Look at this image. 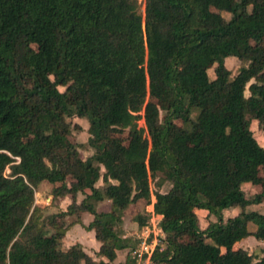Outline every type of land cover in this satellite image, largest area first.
Here are the masks:
<instances>
[{"label": "trees", "instance_id": "trees-1", "mask_svg": "<svg viewBox=\"0 0 264 264\" xmlns=\"http://www.w3.org/2000/svg\"><path fill=\"white\" fill-rule=\"evenodd\" d=\"M144 7L0 0V264H138L124 218L153 195L166 233L155 264H264L240 246L264 242L252 207L264 201V146L251 128L257 120L264 134V0ZM229 60L242 63L236 73ZM75 117L89 122L87 157ZM46 185L53 202L71 197L67 209L37 204ZM248 185L261 191L248 197ZM229 208L238 213L225 218ZM201 210L216 218L205 228ZM150 216L132 220L142 230ZM77 224L95 232L97 259L65 246Z\"/></svg>", "mask_w": 264, "mask_h": 264}, {"label": "rangeland", "instance_id": "rangeland-1", "mask_svg": "<svg viewBox=\"0 0 264 264\" xmlns=\"http://www.w3.org/2000/svg\"><path fill=\"white\" fill-rule=\"evenodd\" d=\"M144 7V1L145 0H140ZM227 66L232 70L233 73H236L238 71V69L242 66L241 62H234L233 60H229L227 62ZM209 72L211 74L212 77H214V69L213 68H209ZM62 90H64V88H61ZM246 94L249 95L250 92L249 90L246 91ZM141 114H144V111L141 112ZM74 123H78L82 128L80 130H76L75 131V135L73 137V139L79 143L84 144L85 146L82 147V154L84 157H87L88 155H90L93 152V149L88 145V139L90 137L89 134V122L87 119L84 118H79V117H75L74 118ZM139 125L140 126H145V119L142 118L139 120ZM251 128L254 132L255 137L257 138V140L259 141V143L264 146V134L262 131V128L260 126V123L257 120H253L252 124H251ZM262 174V172H261ZM103 184V181L100 180L98 182V186H101ZM153 186L155 187V184H153ZM171 187L170 183H166L165 185L162 186L161 190L162 191H167L169 188ZM51 186L46 185L42 191L38 192L36 194V202L39 205H42L43 207H47V212H53V211H57L59 209H67L68 205L71 203L72 199L70 196L64 198V199H60L57 200L55 202H53L52 200V196L50 195V191H51ZM260 187L256 186V185H248L245 187V192L246 195L248 197H254L257 193H259ZM82 198V196L80 197V199ZM53 204V205H52ZM148 204L146 203V201L143 202H139L137 204H134L131 206V208L127 211L126 214V219L127 221L131 220V217H135L138 213L139 210L141 209H145L148 208L147 206ZM253 208H255L256 210H260L261 212H264V201L253 205ZM206 211H199V218H200V222H201V226L203 228H205L209 222L211 221V219L209 218V216L206 215ZM234 211L231 212V214H233ZM227 216L229 215L228 213H226ZM213 219L215 220L216 218L213 216ZM69 220L71 221L72 218H69ZM84 222L86 224H88L89 220L88 217L84 218ZM80 229V228H79ZM72 234L75 238L73 239V241L75 242H83L87 248L90 247V243L88 242V238H89V233L86 232V229L84 227H81V233H74V228L71 230ZM70 231V233H71ZM78 234V235H77ZM250 239H245L242 240V242L240 243V246L244 247L245 249H247L250 253L254 254L256 257H263L264 256V242L261 240H258L257 238H255L254 236H250L248 237ZM69 242H71V240H64V244L65 246L69 244Z\"/></svg>", "mask_w": 264, "mask_h": 264}, {"label": "crops", "instance_id": "crops-1", "mask_svg": "<svg viewBox=\"0 0 264 264\" xmlns=\"http://www.w3.org/2000/svg\"><path fill=\"white\" fill-rule=\"evenodd\" d=\"M155 202H156V197H155V195H153L152 196V201H151V203L150 204H148L147 206H148V208H146V211L148 212V213H150L151 214V216H150V220H152V219H159V220H161L162 219V215H160V214H156L155 213V208H154V204H155ZM98 209L100 210V211H108L109 209H110V202H108V201H104V202H101L99 205H98ZM232 211H234V213L233 214H231V212ZM198 213H199V211H198ZM226 213H228L229 215L227 216V214ZM238 213V209L237 208H229V209H227V210H225V212H224V215H225V218H228V217H232V216H234L235 214H237ZM85 217H88V220H89V222H88V224L91 222V220L93 219V215L92 214H90V213H85L84 215H83V223L85 224V225H88V224H86L84 221V218ZM212 220H213V216L212 217H210ZM133 218L131 217V220L130 221H127V219H126V217L124 218V226H125V228L126 229H131L132 230V234L133 235H136L137 233H139L140 231H142L141 229H140V227L136 224V222H134L133 220H132ZM201 223V222H200ZM81 227H83V225L82 224H77V225H75V226H73L70 230H69V232H68V234H67V236H66V238L65 239H67L68 241L69 240H71V242H69V244L68 245H70V244H72V243H75V241H73V239L75 238L73 235H71L72 234V229L74 228V233H81ZM80 228V229H79ZM70 231H71V233H70ZM88 230H86V232H87ZM87 233H89V238H88V242L90 243L89 245H90V247L89 248H87L86 246H84V248H85V250L90 254V255H92V256H94L96 259H97V252L99 251V249H100V246H101V243L96 239V236H95V232L93 231V230H91V231H88ZM77 234V235H78ZM250 237V236H249ZM245 239H250V238H245ZM245 239H243V240H245ZM242 242V241H241ZM80 243H82L83 245H85L82 241L80 242ZM127 256H128V249H123V250H118L117 251V258H116V260H115V262L116 263H118V262H123V261H125L126 260V258H127ZM105 260H107L106 258H104Z\"/></svg>", "mask_w": 264, "mask_h": 264}, {"label": "built area", "instance_id": "built-area-1", "mask_svg": "<svg viewBox=\"0 0 264 264\" xmlns=\"http://www.w3.org/2000/svg\"><path fill=\"white\" fill-rule=\"evenodd\" d=\"M161 220L152 219L135 235L139 243L132 250L133 256L137 258L138 264H155L153 254L157 248L165 246L166 233L160 224Z\"/></svg>", "mask_w": 264, "mask_h": 264}]
</instances>
